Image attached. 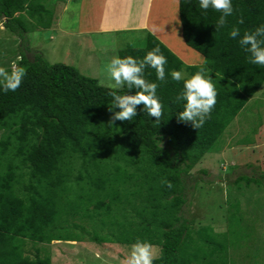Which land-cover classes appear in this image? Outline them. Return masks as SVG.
<instances>
[{
    "label": "trees",
    "instance_id": "1",
    "mask_svg": "<svg viewBox=\"0 0 264 264\" xmlns=\"http://www.w3.org/2000/svg\"><path fill=\"white\" fill-rule=\"evenodd\" d=\"M232 6L233 14L216 30L218 11L201 10L198 0H178L182 40L202 56L217 90L209 118L197 129L177 121L182 102L176 97L183 85L169 73L184 69L191 75L198 66H187L152 33L142 47L123 48L118 56L142 59L159 47L166 57L164 81L156 80L153 68L144 69L145 79L158 84L159 122L138 105L131 122L109 124L108 93L128 89L103 86L70 65L49 64L39 52L32 58L17 54L24 56L20 64L26 70L21 86L0 92V264H52L37 245L81 240L60 234L68 219L87 224L86 219L101 220L104 212L111 216L114 208L124 216L111 224L113 231L103 221L99 234L86 240L147 241L161 249L154 264H233L227 249L240 248L250 237L247 226L240 221L235 231H195L181 215L190 171L264 84V67L249 63L248 54L228 35L233 26L243 35L264 24V0H232ZM240 19L243 23H237ZM51 21L53 11L42 0H0V22L21 39L30 30L50 27ZM84 187L102 198L87 199L85 207L65 202Z\"/></svg>",
    "mask_w": 264,
    "mask_h": 264
},
{
    "label": "rangeland",
    "instance_id": "2",
    "mask_svg": "<svg viewBox=\"0 0 264 264\" xmlns=\"http://www.w3.org/2000/svg\"><path fill=\"white\" fill-rule=\"evenodd\" d=\"M42 2L53 11L50 27L30 30L21 39L0 22V67L10 69L11 61L18 53L32 58L39 52L49 64L73 66L81 74L96 78L99 84L113 88L114 82L107 74L106 65L118 55L119 50L142 47L148 32L168 46L187 66L203 64L202 56L182 40L178 0H150L156 2L152 11L154 15L158 13V19H150L143 28L139 26L146 12L147 0H128L126 9L119 10H116L118 0ZM118 12H122L121 17H118ZM28 49L31 52L26 53ZM181 72L186 74L185 77L189 76L186 70ZM263 175L264 84L190 171L184 190L186 201L181 206L182 217L195 231L218 233L227 228L235 231L240 221L242 226H247L246 234L250 237L241 241L240 248L227 249L233 264H256V259L259 264H264ZM67 198L69 201L65 202L85 207L87 199L95 202L102 197L96 193L93 195L90 188L84 187L72 191ZM235 199L239 203L237 211L232 207ZM107 215L105 212L101 214L99 221L86 219L87 224L84 219H68L69 224L60 234L72 233L81 240L37 245L38 249L43 247L40 254H48L52 264H124L131 244H97L86 240L90 235L99 234L103 221L113 231L111 224L118 216L121 219L124 216L115 208L111 216ZM76 225L87 228L80 229ZM102 233H106L105 228Z\"/></svg>",
    "mask_w": 264,
    "mask_h": 264
},
{
    "label": "clouds",
    "instance_id": "3",
    "mask_svg": "<svg viewBox=\"0 0 264 264\" xmlns=\"http://www.w3.org/2000/svg\"><path fill=\"white\" fill-rule=\"evenodd\" d=\"M198 4L199 8L205 12L213 9L220 13L214 25L216 30L223 28L226 18L233 14L232 0H198ZM237 23H243V20L240 19ZM228 35L237 40L239 46L248 54L249 63L264 67V24H260L252 31H245L243 35L240 34L238 27L233 26ZM23 60L24 56L17 55L11 61L10 69L0 67V92H15L21 86L26 74L25 68L20 64ZM166 63L167 59L159 47L152 48L142 59L132 56L121 58L118 55L111 58L106 65V71L114 82L112 87L126 88L128 91L124 94H118L116 91L108 93L111 97V102L107 104L108 111L111 113L109 124L116 120L131 122L137 115L138 105H142V111L150 117H155V121L159 122L162 105L157 96L158 84L145 79L144 69L153 68L156 80L164 81ZM209 72L210 70L202 64L187 78H185L186 74L179 70L170 71L171 79L182 81L183 85L176 97L177 102H182V110L176 114L178 122L190 123L197 129L202 127L209 118L217 97L216 86ZM132 90L134 94H129ZM114 109L118 110L114 111ZM161 182L171 187L167 180L162 179ZM160 252L161 249L158 246L137 239L129 246L124 264H154Z\"/></svg>",
    "mask_w": 264,
    "mask_h": 264
},
{
    "label": "crops",
    "instance_id": "4",
    "mask_svg": "<svg viewBox=\"0 0 264 264\" xmlns=\"http://www.w3.org/2000/svg\"><path fill=\"white\" fill-rule=\"evenodd\" d=\"M127 2H128V0H118V4H117V7H116V10L126 9ZM155 5H156V2L152 3V2H150V0H147V3H146V12H145L144 16H142V24H140L139 27L143 28V24L148 23L147 21H150V19H152L153 21L155 19L156 20L158 19L157 18L158 17V13L154 15V11H152V9H153V7H155ZM128 7H129V5H128ZM121 13L122 12H118L117 13L118 17H121ZM151 31H153V30H151Z\"/></svg>",
    "mask_w": 264,
    "mask_h": 264
}]
</instances>
